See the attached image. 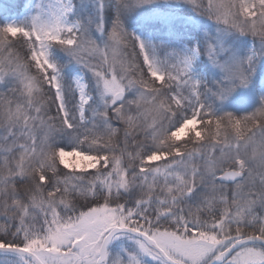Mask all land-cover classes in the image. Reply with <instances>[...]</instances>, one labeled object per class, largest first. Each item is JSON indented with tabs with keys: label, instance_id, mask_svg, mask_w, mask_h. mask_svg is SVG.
I'll use <instances>...</instances> for the list:
<instances>
[{
	"label": "snow or ice",
	"instance_id": "snow-or-ice-1",
	"mask_svg": "<svg viewBox=\"0 0 264 264\" xmlns=\"http://www.w3.org/2000/svg\"><path fill=\"white\" fill-rule=\"evenodd\" d=\"M0 264H264V0L0 11Z\"/></svg>",
	"mask_w": 264,
	"mask_h": 264
},
{
	"label": "rangeland",
	"instance_id": "rangeland-1",
	"mask_svg": "<svg viewBox=\"0 0 264 264\" xmlns=\"http://www.w3.org/2000/svg\"><path fill=\"white\" fill-rule=\"evenodd\" d=\"M20 0H0V11L11 9L13 12L19 10Z\"/></svg>",
	"mask_w": 264,
	"mask_h": 264
},
{
	"label": "trees",
	"instance_id": "trees-1",
	"mask_svg": "<svg viewBox=\"0 0 264 264\" xmlns=\"http://www.w3.org/2000/svg\"><path fill=\"white\" fill-rule=\"evenodd\" d=\"M20 1H21V0H20ZM20 1H19V2H20ZM20 3H21V2H20Z\"/></svg>",
	"mask_w": 264,
	"mask_h": 264
}]
</instances>
